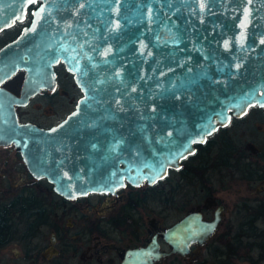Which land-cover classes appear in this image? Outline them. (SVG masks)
Wrapping results in <instances>:
<instances>
[{
    "label": "water",
    "instance_id": "water-1",
    "mask_svg": "<svg viewBox=\"0 0 264 264\" xmlns=\"http://www.w3.org/2000/svg\"><path fill=\"white\" fill-rule=\"evenodd\" d=\"M0 84L25 70L19 95L0 85V143L74 196L163 178L231 116L264 108V0H0ZM63 62L80 89L50 127L19 122L14 104L56 87ZM190 212L165 231L175 249L208 235Z\"/></svg>",
    "mask_w": 264,
    "mask_h": 264
},
{
    "label": "flooded vegetation",
    "instance_id": "flooded-vegetation-1",
    "mask_svg": "<svg viewBox=\"0 0 264 264\" xmlns=\"http://www.w3.org/2000/svg\"><path fill=\"white\" fill-rule=\"evenodd\" d=\"M28 21L29 12L9 27L16 28L13 34L0 35V47ZM59 67L77 89L70 93L72 106L65 115L74 108L81 92L73 73L59 62L54 66L55 88H40L26 104H14L19 122L47 128L65 116L57 115L54 106V96L62 88ZM25 73L18 69L0 85L19 95ZM37 98L51 103L47 111ZM263 126L264 108L250 105L196 143L192 171L181 163L153 183L125 180L114 190L74 196L56 192L46 177L35 176L13 142L0 143V264H264ZM221 129L227 134L223 139L230 145L228 150L214 140ZM172 173L185 182L180 183L179 197H172L179 185L172 189ZM191 176L196 182L186 181ZM187 182L196 183V188H186ZM233 183L240 185L232 199L217 195L219 188ZM174 199L176 204L170 207ZM193 211L206 221L218 212L219 219L207 236L191 238L175 249L164 231Z\"/></svg>",
    "mask_w": 264,
    "mask_h": 264
},
{
    "label": "rangeland",
    "instance_id": "rangeland-1",
    "mask_svg": "<svg viewBox=\"0 0 264 264\" xmlns=\"http://www.w3.org/2000/svg\"><path fill=\"white\" fill-rule=\"evenodd\" d=\"M15 30H16V28H9V29H6V30H3L1 33H0V35H11V34H13L14 32H15ZM59 75H60V85H61V87L62 88H66L67 90H69V93H67V92H65L64 90H62V88H61V90H59V92L54 96V99H55V107H56V110H57V115H59V116H63V115H65V113L71 108V104L69 105L68 103H70L69 102V98L71 97V91H75V90H77V89H75L74 87H73V83L69 80V77L67 76V73L65 72V70L62 68V67H59ZM77 92V91H76ZM79 92H77V94H78ZM36 102H38V103H40L41 104V109L43 110V111H47L48 110V108H49V106L51 105V103L50 102H48V101H45L44 99H42V98H37V100H36ZM53 103V102H52ZM54 104V103H53ZM264 127V126H263ZM232 135L234 136V137H237V133H234V132H232ZM224 136H227V135H224ZM222 137V135H218V136H216L215 138H214V140L216 139V140H219L220 138ZM237 138H240V137H237ZM186 161H188V163L190 162V161H192V160H194V159H192V158H190V157H185L184 158ZM183 159V160H184ZM182 160V161H183ZM190 164V163H189ZM187 169L188 171H192V168L190 167V166H188V164H186V165H184V169ZM193 172L195 173V171L193 170ZM195 175H196V173H195ZM172 177H174V183H175V185H174V187H173V184L172 185H170L169 186V189L170 188H172L173 190H174V188L177 186V183L179 182V185H178V190H174L173 191V193H172V195H174V196H172V197H179V186L181 185L180 183H182V182H184L183 181V179H181V176H180V174L178 175L177 173H172L171 174V176H170V178H172ZM239 180V179H238ZM186 181H189V182H196V177L194 176H191V178L188 180H186ZM235 181H237V180H235ZM165 182H163V183H161V184H164ZM185 183V182H184ZM235 183H239V182H235ZM235 183H233L231 186H226V187H224V188H219V191H217L216 193H217V195L218 196H220V197H225V198H228V199H232L231 197H232V195H233V193H234V189L237 187V186H239L240 184H235ZM193 184H194V186H193ZM187 186L190 188V189H192V188H196V183H191V184H189L188 185V182L186 183V188H187ZM251 191H254V185H252L251 186ZM243 192H245V191H243ZM171 196V194L169 195V197ZM169 204H170V207H171V205H175L176 204V199H174V200H172V201H170L169 202ZM169 207V208H170ZM168 208V209H169ZM170 210V209H169Z\"/></svg>",
    "mask_w": 264,
    "mask_h": 264
},
{
    "label": "trees",
    "instance_id": "trees-1",
    "mask_svg": "<svg viewBox=\"0 0 264 264\" xmlns=\"http://www.w3.org/2000/svg\"><path fill=\"white\" fill-rule=\"evenodd\" d=\"M218 135H222V137L219 139V140H217L216 142L219 144V142H221V144L225 147V149H230V145L228 144V143H226L224 140L225 139H223L225 136L224 135H227L224 131H223V129H221V131L220 132H218L217 134H216V136H218ZM215 136V137H216ZM224 141V142H223ZM223 142V143H222ZM219 151H224V148H220L219 149ZM226 151H224V152H222V153H225ZM221 153V154H222ZM187 157H190V158H192V159H194V160H192V161H190L189 163H188V161H186L185 159L182 161V164H183V167H184V165H186V164H188V166H190L191 168L193 167V166H196V151L194 152V153H192V154H190V155H188Z\"/></svg>",
    "mask_w": 264,
    "mask_h": 264
}]
</instances>
